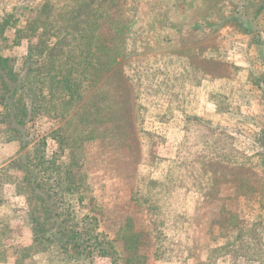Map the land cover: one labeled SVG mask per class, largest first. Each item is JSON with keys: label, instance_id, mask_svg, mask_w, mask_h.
I'll use <instances>...</instances> for the list:
<instances>
[{"label": "rangeland", "instance_id": "1", "mask_svg": "<svg viewBox=\"0 0 264 264\" xmlns=\"http://www.w3.org/2000/svg\"><path fill=\"white\" fill-rule=\"evenodd\" d=\"M6 18L7 69L31 65L19 85L41 99L20 135L2 118L32 98L0 103V264H259L214 250L264 223L263 0H0ZM29 46L43 54L24 64ZM41 147L67 178L69 226L115 253L89 262L46 239L11 166Z\"/></svg>", "mask_w": 264, "mask_h": 264}, {"label": "trees", "instance_id": "2", "mask_svg": "<svg viewBox=\"0 0 264 264\" xmlns=\"http://www.w3.org/2000/svg\"><path fill=\"white\" fill-rule=\"evenodd\" d=\"M264 5V0H263ZM9 18L3 19V23L0 26V38L4 31V27L8 22ZM0 48V85L2 86V92L0 96V103L4 104V107L12 108V110L16 111V107H18V103L23 100L20 93L24 94L27 92L28 98H32L31 105L28 107L23 104V113L21 114L22 117H19L20 111L17 112L15 115L17 119L13 117L14 113L12 114L9 112V118H2V121L5 123L6 127L13 129L17 135H20L19 128L25 125L28 120H31V114H35V107L34 105L41 99V94L38 95L37 92H33V88L28 89L25 91V87L19 85L20 82L24 80H28V73L31 65L25 69V75L22 78L16 77V74H13L11 67L8 66V58L3 57ZM42 51L37 50L36 46H29L27 50V55L23 60V63H36L37 57H42ZM36 57V58H35ZM10 69H7V68ZM256 84L260 85L264 88V72L257 78ZM263 93V103H264V92ZM20 95V96H19ZM16 122V123H15ZM17 127V128H16ZM18 139L20 137L18 136ZM21 140H18L20 142ZM260 144L264 148V129L260 130V137L259 140ZM41 146H45L44 141H41ZM21 145V144H20ZM35 149L33 153L31 151L26 150L25 152L18 153V156L11 164V166L18 167L19 169H23L25 172L24 179L31 188V191L36 195L38 199L42 203H44V217L47 221L51 223L49 228L44 232H46L47 240H54L55 242L59 243L58 249L64 252L69 257H77V258H84L87 259L89 262L92 261L91 255L93 253H97L104 257L105 255H111L115 253L113 251L112 243L108 240H101L97 236L92 235L91 233L86 234L88 239H91L92 244H88V239L86 240L83 238V234L74 229V226H69V219H66L71 216L64 210L67 208L64 204L62 206H58L59 198L62 197L63 193L68 189H63L62 185L64 180L67 179L66 177L59 174L57 168H59L55 164L54 159H50L45 155L43 152V148ZM22 146H20L21 150ZM38 153L37 156L32 154ZM262 161L261 166L264 168V152L262 153ZM51 166V172H55L54 175H48V177L44 178V176L40 179L38 178L39 171H44L43 175L49 171L50 167H43V166ZM47 170V171H46ZM53 177V178H52ZM47 178L53 179V186L50 187H43L41 180ZM39 179V180H38ZM66 181V180H65ZM58 187V188H57ZM57 188V189H56ZM57 199V202H56ZM68 211V210H66ZM65 217V218H63ZM72 220V219H71ZM36 224L33 226V233H34V241L36 242L39 239V231L40 225L37 224V218L32 219ZM56 222V224H54ZM264 223L258 222L252 229L247 232L241 233L236 240L233 242L227 243L221 248H217L214 252L218 255H231L234 260L241 259L245 263L246 261L258 262L259 264H264ZM261 226V227H259ZM263 226V227H262ZM50 235V236H49ZM82 235V236H81ZM41 237L45 236L43 232L40 234ZM95 249V250H94ZM101 249V250H100ZM95 251V252H94ZM213 261V257L211 258L210 262Z\"/></svg>", "mask_w": 264, "mask_h": 264}, {"label": "crops", "instance_id": "3", "mask_svg": "<svg viewBox=\"0 0 264 264\" xmlns=\"http://www.w3.org/2000/svg\"><path fill=\"white\" fill-rule=\"evenodd\" d=\"M174 3H175V2H174ZM179 4H181V2H177V3H176V5H179ZM169 6H170V5H169ZM136 20H137V19H136ZM136 20H135V21H136ZM136 27H137V26H135V28H136Z\"/></svg>", "mask_w": 264, "mask_h": 264}]
</instances>
